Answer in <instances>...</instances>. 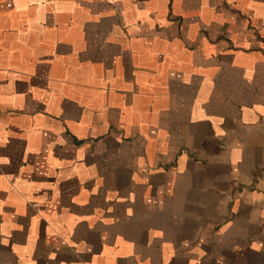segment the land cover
<instances>
[{
    "label": "crops",
    "instance_id": "crops-1",
    "mask_svg": "<svg viewBox=\"0 0 264 264\" xmlns=\"http://www.w3.org/2000/svg\"><path fill=\"white\" fill-rule=\"evenodd\" d=\"M0 264H264V0H0Z\"/></svg>",
    "mask_w": 264,
    "mask_h": 264
}]
</instances>
